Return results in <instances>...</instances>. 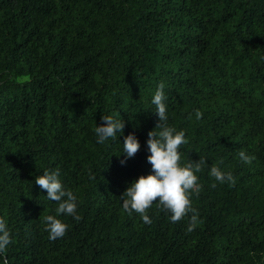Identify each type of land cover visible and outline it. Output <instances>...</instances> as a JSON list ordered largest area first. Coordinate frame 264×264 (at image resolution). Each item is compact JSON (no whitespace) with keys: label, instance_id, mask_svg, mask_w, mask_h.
<instances>
[{"label":"trees","instance_id":"obj_1","mask_svg":"<svg viewBox=\"0 0 264 264\" xmlns=\"http://www.w3.org/2000/svg\"><path fill=\"white\" fill-rule=\"evenodd\" d=\"M159 82L187 138L181 163L206 162L191 231V213L172 222L153 203L145 223L121 207L151 171ZM102 113L124 122L104 145ZM129 132L140 147L121 164ZM212 165L233 181L215 182ZM44 168L78 199L80 219L61 213L53 240L43 217L57 204L34 182ZM0 217L8 264H264V0H0Z\"/></svg>","mask_w":264,"mask_h":264},{"label":"clouds","instance_id":"obj_2","mask_svg":"<svg viewBox=\"0 0 264 264\" xmlns=\"http://www.w3.org/2000/svg\"><path fill=\"white\" fill-rule=\"evenodd\" d=\"M163 89L164 83L159 82L151 96V103L155 106L153 112L157 116V123L147 132L145 141L149 153L146 160L150 164L151 171L128 182L127 187L120 194L121 207L125 212L138 213L145 223L151 222L147 210L153 203L161 210H166L170 214L168 219L172 222L191 213L186 228L187 231H191L197 223L191 196L198 194L202 187L198 173L206 162L203 157H199L198 160L189 159L186 163H181L180 146L187 143V138L183 129L176 130L167 123V95ZM194 111L196 118L199 119L201 113L198 109ZM100 119L102 123L96 124L94 128L95 141L104 145L108 143L109 138L117 140V134L121 135L124 127L120 115L102 113ZM139 147L140 143L134 132L124 135L122 149L119 152L122 153L120 163L124 164ZM238 155L245 163L253 159L243 150ZM208 175L213 177L215 182L230 184L233 181L231 171L222 170L215 165L208 168ZM34 182L41 189H46L45 197L48 200L57 204L55 215L48 214L43 217L48 239L63 237L68 225L59 216L62 213L71 216L74 220L80 219L77 212V196L63 185L59 168H44L42 174L34 177ZM215 182L212 187H215ZM11 239L6 220L0 217V264H8L4 253Z\"/></svg>","mask_w":264,"mask_h":264}]
</instances>
